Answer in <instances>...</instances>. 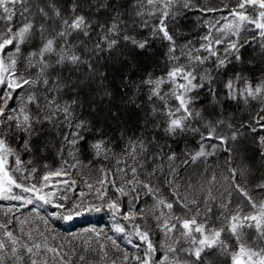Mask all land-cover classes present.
<instances>
[{
	"label": "trees",
	"instance_id": "1",
	"mask_svg": "<svg viewBox=\"0 0 264 264\" xmlns=\"http://www.w3.org/2000/svg\"><path fill=\"white\" fill-rule=\"evenodd\" d=\"M135 3L136 0H28V7L36 25H44L45 28L59 31L63 19L71 20L76 16H83L91 23L88 37L75 32L68 37L72 50L81 56L83 63L55 65L53 56L50 59L54 67L48 70L52 95L61 106H72L74 120L85 121L88 130L83 132L84 139L78 140L73 145L64 138L73 129L63 121L36 127L40 130H37L38 134H34L32 138L31 147L37 158L36 160L34 158V161L48 162L51 165L50 170L64 167L65 163L68 167L72 163L88 164L90 169L95 171L98 179L101 178L103 171L109 179L115 181L116 186L123 185L126 192L135 187V193L129 192L132 201L134 196L139 195V203L136 205L143 207L154 198L141 186L126 183L133 180L130 169L136 167L135 179L157 190L156 195L161 191L163 199L173 203V207H177V210L189 211V215L205 213L207 220L225 218L227 213L232 212L230 207L241 205L242 201L251 207L248 197L257 205L264 203V187H261L264 185V98L250 99V102L241 105L238 100L227 98L223 89L224 81L237 76H242L251 85L264 80V37H260L254 30H241L244 43L238 52L228 55L225 67L217 69L211 62L201 66L208 73V78L214 81L216 95H210L206 87L191 93L192 96L198 97L191 107L194 111L200 112V117L193 119L184 131L167 134L164 131L166 126L164 120L153 117L148 112L153 105L147 101V92H140L132 86L149 75L164 76L172 66L166 44L161 43L159 39L153 40L150 30L139 26L140 18L134 15ZM192 3L196 8L172 9L175 18L170 22L169 28L175 35L178 47L186 45L189 41L193 46L198 47L199 43H202L200 38L208 31V26L216 25L217 21H220L221 25L231 17L229 10L236 7V0H192ZM40 8L48 15L44 16L38 12L37 9ZM197 9L219 10L205 12ZM144 10L146 9H142ZM56 11H59V17L55 16ZM117 12L120 14L117 18L123 21L122 34L126 32L138 40L149 39L148 48L135 49L123 40H120L112 50L106 48V41L102 37L106 34L107 25L117 16ZM257 12L258 10L249 9L247 14L256 17ZM225 17L227 19H224ZM145 18L150 24H155L153 17ZM125 24L127 28H124ZM254 34L255 39L252 38ZM228 39L229 37H225L226 41ZM40 44V37H34L21 46L23 54L27 56L30 52L39 49ZM97 44H100L104 51L96 50ZM226 46L227 44L219 46L222 58ZM236 56H239V59H236ZM198 74L203 76L204 72ZM56 82L61 85L57 90L53 87ZM41 93L47 95L43 93V89ZM153 120L155 123H152ZM221 121L223 123H218ZM210 125L216 126L217 135L228 138V142L223 147L213 149L211 145H219L218 140L201 139L202 136L207 135ZM232 135L236 137L234 140L231 139ZM101 139L106 142V150L97 154L92 145ZM139 140H143L144 148L138 149L133 158L128 154L127 146ZM201 144L206 153L212 154L193 162L191 157L200 150ZM67 148L73 150L74 154L69 161L66 160L67 156L65 157ZM57 152L61 154L60 160L56 157ZM170 156L174 159H169ZM120 169H124V172ZM230 169L236 170L234 180ZM213 176L216 177L215 182L209 183ZM191 184L202 189V196L200 195L198 203L183 207L185 200L179 203L177 200L183 193L181 191L183 186L187 187ZM237 184L239 188L236 187ZM107 188L108 193L116 199L112 191L113 186L108 184ZM240 189L247 193V197ZM209 192L212 198L208 202L205 199ZM14 194L26 195L19 189H14ZM87 200L94 201L95 197L89 196ZM120 203L123 214L128 210L126 196L120 198ZM92 205L100 207L101 210L96 212L84 209L80 215L74 216L73 219L79 223L78 228L99 225L97 224L99 222L107 224L108 228L114 227L117 222L126 224L119 217L114 218L102 202H93ZM56 211L58 212L55 216L56 224L61 230L68 229L74 222L70 220L72 223H69L62 218L65 215L63 210L56 208ZM134 223L138 224V222ZM127 233H133V224H126L124 234L115 232L106 235L107 242L110 241L111 244L119 239L123 243L120 254H116L115 250L110 252L109 264L113 262L141 264L145 258L146 245L134 234L129 236ZM129 239L132 241V247L125 245ZM151 241L153 243V240ZM153 245L156 252L152 256L151 264H159V260L155 259L158 253L157 244L153 243ZM182 245L179 249L187 247L186 244L182 243ZM205 250L206 252L201 253L200 259L207 264H228L229 258H222L221 250L220 253L214 247ZM178 254L182 257L180 258L182 264H187L189 261L191 264H204L189 251L181 250ZM87 255L94 256L93 252ZM137 256L141 260L134 259ZM83 257L86 262L89 261L86 255ZM73 261V264H84L80 258Z\"/></svg>",
	"mask_w": 264,
	"mask_h": 264
},
{
	"label": "snow or ice",
	"instance_id": "2",
	"mask_svg": "<svg viewBox=\"0 0 264 264\" xmlns=\"http://www.w3.org/2000/svg\"><path fill=\"white\" fill-rule=\"evenodd\" d=\"M174 7L193 9L196 8V5L192 3V0H136V3L133 4L134 15L140 18L139 26L149 29L153 40L159 39L161 43L166 44L167 55L172 62V66L168 68L164 76L153 77L149 75L142 78L138 84L132 85L140 92H147V101L153 105L148 109V112L153 117L164 120L166 125L164 131L167 134H177L184 131L193 119L200 117V112L194 111L191 107L198 97L192 96L191 93L206 87L210 95H216L214 81L208 78V73L201 66L211 62L217 69L225 67L228 55L238 52L244 43V39L241 38V29L246 23L253 25L258 30V35L264 37V0H236V7L229 10V15L235 18V22L225 23L218 27L220 21H217L216 25L208 26V31L200 38L202 43H199L198 47L193 46L191 41L182 47H178L175 35L172 34L169 28L170 22L175 18V14L172 12ZM142 9L146 10L142 11ZM249 9L252 11L258 10L257 16H249L247 14ZM197 10L207 12L218 11L219 9ZM37 11L44 16L48 15L42 8L37 9ZM26 13L28 15H25ZM54 14L56 17L60 16L59 11ZM119 15L117 12V16L105 29L106 34L102 39L106 41V48L112 50L120 40L127 42L135 49L145 50L148 48L149 39L138 40L126 32L122 34L121 24H123V21L117 18ZM29 16H31V12L28 7V0H0V200H19L24 201L26 204H32L34 200L40 201L44 205H53L56 208L64 209L68 214L63 215L62 218L70 221L73 219V215L81 214L79 210L82 208L99 212L100 207L85 205L83 201V198L87 195L95 196L112 213L114 218L119 217L126 224H133V233L127 234L129 236L134 234L146 245L145 258L141 261V264H151L156 248L149 237L148 231L142 230L139 224L134 223L137 219L143 220L145 214L143 208L139 211L135 208V203H139V195L133 197L128 210L122 214L120 198L129 195V192L135 193V187L126 192L123 185L116 186L115 181L109 179L107 174L102 171L101 178L95 181V184L100 185V187L95 188V191L92 192L94 184L85 180L84 183L90 190L89 193L81 192V202L65 208V205L58 201H65L68 197L66 195L57 196V192L61 190L60 185L71 188L72 185L76 184V181L72 180L69 183L67 179L58 178L68 176V170L61 167L56 170L44 171L39 178V183H32L36 179L35 173L39 169L36 167L27 169L25 162L9 143L10 140H15L17 136H20L22 137L21 147L25 151H29L28 137L35 133V126L42 123L54 124L63 121L65 125L73 129L64 137L69 144L73 145L78 140L84 139L83 132L88 130L85 121L74 120L72 106H61L55 96L52 95L48 70L54 67L50 59L53 56L55 57V65L64 63L79 65L83 63L81 56L75 54L72 50L68 37L74 32L88 37L91 23L86 21L83 16H76L71 20L63 19L61 21L62 28L57 31L54 28H45L44 25H36L28 18ZM148 16L155 19V24L149 23L145 18ZM224 19H227V17ZM133 23L135 24V21ZM124 28H127L126 24ZM244 31H247V29L245 28ZM226 35L229 36L227 41L225 40ZM36 36H39L41 40L39 49L25 56L21 46L27 44ZM252 38H256L255 34ZM223 44H227V46L224 48L222 58L219 46ZM96 50L102 52L104 48L97 44ZM235 58L239 59V56ZM89 66L91 67V65ZM21 68L24 70L21 71ZM199 72H204V75H199ZM240 85H243V87ZM40 86H44L43 93H47V95L41 93ZM125 86L127 87V85ZM223 89L225 96L231 100L256 98L264 95V86H253L242 76L224 81ZM23 93H27V95L21 99ZM18 99L20 104L13 106ZM157 101H159V104H157ZM29 106H32L31 109ZM152 123H155V120ZM235 138V135H232L231 139L234 140ZM201 139L218 140L219 145H211L213 149L223 147L228 142L227 137L217 135L215 125H210L207 135L202 136ZM92 147L99 154L101 151L106 150V142L101 139L95 142ZM143 148V140H139L130 143L127 146V152L135 158L137 150ZM210 154L212 153L205 152L203 144H201L200 150L191 157V160L194 162L196 159ZM169 159H174V157L170 156ZM28 163L31 164L32 162L28 161ZM44 167L47 169V165ZM120 171L124 172V169H120ZM130 171L133 180L126 183L139 185L146 189L147 194L156 201V210L166 208L170 212L173 203L156 196L157 190H154L149 184L136 180V167H131ZM230 172L234 180L236 170L230 169ZM17 173L19 175H16ZM215 180L216 177L213 176L209 183H214ZM108 184L113 186L112 191L116 199H106ZM236 187L239 188V185L237 184ZM261 187H264V185H261ZM46 188L53 190L46 192ZM14 189H19L21 193H30L31 197L14 194ZM240 191L243 192V189H240ZM173 195L177 194L173 193ZM243 195L247 197L246 192H243ZM208 197L212 198L211 192L208 193ZM184 199L180 197L177 202L179 203ZM248 200L255 213L241 216L237 212L236 215L226 217L225 219L229 225L227 229L224 227L215 228L206 221L199 222L195 216L182 220L172 215H167V218H165L166 214L163 211H159V215H156L155 219L159 222V226H161L166 236L179 230L181 237L189 239L195 245V248L184 251H189L197 260L200 259L205 248L219 247L227 252L228 246L221 240L222 234L227 231L236 241L235 250L230 255L231 264H264V248H256L250 245L244 239L245 234L243 232L245 228H254L260 236H264V203L257 205L251 201L250 197H248ZM191 203L195 204V201ZM182 206L187 207L188 205L183 203ZM149 214L153 213L150 212ZM126 224L117 222L114 225V231L121 234L126 233ZM2 227L5 226L0 225V228ZM195 234H199V236L197 237ZM5 236L13 245L17 243L13 239L11 231H6ZM128 243H132L131 239L128 240ZM21 247L27 253L32 254L33 250H39L41 245L36 243L32 246L21 245ZM136 247H139V245H136ZM5 248V242L0 240V252L4 251ZM46 250L56 253L57 256L59 255L54 248H47ZM181 250L183 249L169 246L167 252L176 254ZM10 251L14 257L19 259L16 256V247H12ZM81 259L83 260L84 257H81ZM134 259L141 260L138 256ZM169 260V255L165 253L159 260V264H169ZM31 264H37V261L33 259ZM173 264H177V262L173 261Z\"/></svg>",
	"mask_w": 264,
	"mask_h": 264
},
{
	"label": "rangeland",
	"instance_id": "3",
	"mask_svg": "<svg viewBox=\"0 0 264 264\" xmlns=\"http://www.w3.org/2000/svg\"><path fill=\"white\" fill-rule=\"evenodd\" d=\"M33 15L29 16L33 21ZM229 22H235L234 17H229L227 20H225L221 25ZM220 25V26H221ZM247 29V31L254 30L258 32L257 29L254 28L251 24H245L242 26L241 30ZM250 29V30H249ZM225 37H229L226 35ZM168 58V57H167ZM186 63V62H185ZM21 70V69H20ZM22 71V70H21ZM253 86H264V80L258 81L256 84H252ZM61 85L59 83H54L53 87L57 90ZM243 87V85H240ZM41 90L44 86H40ZM55 91V90H54ZM27 93H23L21 96V99H23L24 96H26ZM256 98H264V95L258 96ZM250 99L255 98H247V99H238L239 103L241 105H244L245 102H248ZM258 100V99H256ZM250 102V101H249ZM20 104V100L18 99L16 101V104L13 106H17ZM32 106H29L31 109ZM43 124L48 123H42L38 124L35 127H40ZM40 130L36 128V131L34 134H38V131ZM34 134L31 137H28L29 140V151H25L21 147V139L22 137L17 136L15 140H10L9 143L12 145L13 149L16 151L17 155L20 156V158L25 162V166L27 169H31L32 167H36L39 169L35 173L36 179L32 181V183H39V178L43 175L44 171L50 170L49 167H51L50 164L46 161H34L37 159L34 154V150L32 149V138ZM65 157L67 156L66 160H71L72 157H74L73 150L68 149L65 150ZM61 154L57 152L56 157L60 160ZM28 161H31L32 163L29 164ZM45 165H47V169H45ZM72 163L69 167L64 164V167L68 170L69 175L60 177L58 179H67L69 183H71L72 180L76 181V184L72 185L71 188H69L66 185H60V191L57 192V196L66 195L68 197L65 201H58L65 205V208H69L71 205L75 203L81 202V196L80 193H89V189L87 188V185L84 183L85 180L92 182L94 184V188L91 190L92 192L95 191V188L98 187L97 184H95V181L98 180L97 174L95 171L91 170L88 164H78L74 165ZM16 175H19L17 173ZM198 184V182H197ZM53 189L46 188L45 191H51ZM173 191H179L173 189ZM182 195L179 196L185 198V202L188 206L193 205L191 203L192 201H195V203H198L197 201L201 198L202 189H199L198 187H193L192 184L190 186H183ZM159 198L163 199L161 194V191H158ZM201 195V196H200ZM92 195H87L85 198H83L84 204L88 206H93V202H101L100 200L96 199L94 201H88L87 198ZM25 197H31L30 193H26ZM107 198H112V194L108 193ZM34 199V198H33ZM209 197H206L205 201L209 202ZM132 202L131 193L126 196V209L129 208V204ZM254 202V201H253ZM155 199H152L151 202L147 206L141 207V205H136L135 208L137 211L139 209H144V219H137L138 224L141 225V229L144 231H148L149 237L151 240H153V243L157 244V252L155 259L160 260L165 253L169 255V264H173V261L177 262V264H182L181 256H179V252L176 254L168 253L167 249L169 246L175 247L179 249V247L183 246V244H186L187 247L184 248V250H191L195 248V245H193L189 239L183 238L180 236L179 230L174 231L172 233H169L167 236L165 235L164 231H162L161 226H159V222L155 221V216L159 215V211H163L167 218V215H172L175 217H179L182 219L192 218L193 216L196 217V219L199 222H207L211 224L215 228L224 227L225 229L228 228V221L225 219L226 217H231L233 215H236L237 212L240 213L241 216L244 215H252L255 213V210L252 207H248L245 205V203L242 201L237 206L230 207V210L232 212L227 213V216L225 218H215L212 220H207V217L204 214L197 213V214H191L189 215L188 212H182L177 210V207H173L170 212L166 208H161L160 210L155 209ZM257 204V203H256ZM211 205V202L208 204ZM85 208L80 209L81 211H84ZM63 210L64 214L67 215L68 213ZM153 214H149V213ZM58 214L56 211V207L53 205H44L40 201L34 200L32 204H26L24 201L19 200H0V225H4L5 227L0 228V240L4 241L6 244V248L4 251L0 252V264H31V260H36L37 264H73L74 259H81L83 255L87 256L88 262H86L84 259L82 260L84 264H109L111 260L110 252L112 250H115L114 252L117 254H120L121 246H123L122 240H116L114 244H111V242H107L106 235L107 234H114V227L111 226V228L107 227V224L99 222L97 224L99 225H87L85 228H78L79 223L72 219L71 221L74 222L69 226L67 229L61 230V227L56 224V218L55 216ZM76 215H73V217ZM69 221V223H72ZM175 222V221H173ZM6 231H11L13 233V239L17 241L15 245L9 241V239L5 236ZM244 232V239L250 244L255 246L256 248H264V236H260L254 228H245L243 229ZM99 233V235H97ZM197 237L199 234H195ZM118 239V238H117ZM156 239V241H154ZM221 240L225 242V244L228 246V251L225 252L223 249L219 247H214L220 253V250L222 251L221 256L222 258L228 257L229 262L228 264H231L230 255L235 250L236 247V241L235 238L231 237L230 234L225 231L224 234L221 236ZM179 241V242H177ZM40 244L41 248L39 250L34 249L32 254H29L25 251L24 248L21 247V245H27L32 246L33 244ZM103 245V247H101ZM112 245V246H111ZM128 247H132V243H126L125 244ZM46 246V247H45ZM12 247H16L17 253L16 256L19 257L17 259L14 257L10 251ZM47 248H54L56 249V252L59 253L57 256L54 252H48ZM93 252L94 256L87 255L91 254ZM203 252H206L204 250ZM202 252V253H203ZM106 254V255H105ZM202 255V254H201ZM97 259V260H96ZM184 260V259H182ZM201 262L204 264H207L206 261L203 259H200ZM185 261V260H184ZM187 264H191V261H189Z\"/></svg>",
	"mask_w": 264,
	"mask_h": 264
}]
</instances>
